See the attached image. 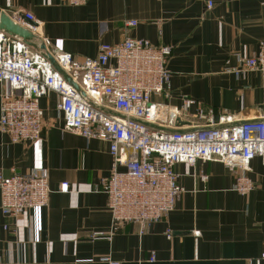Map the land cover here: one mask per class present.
I'll return each mask as SVG.
<instances>
[{
	"label": "crops",
	"instance_id": "obj_1",
	"mask_svg": "<svg viewBox=\"0 0 264 264\" xmlns=\"http://www.w3.org/2000/svg\"><path fill=\"white\" fill-rule=\"evenodd\" d=\"M207 1L86 0L72 6L60 0H0V9L32 14L48 40L44 45L33 33L26 39L33 50L68 52L78 60L95 57L100 42L133 37L168 44L169 96L153 94L152 100L180 109L183 98L196 99L233 114L235 122L264 118V76L233 70L241 67L237 54H256L264 40V0H212L211 7ZM130 19L136 23L128 26ZM17 93L0 82V101ZM56 101L52 91L38 99L37 140L10 142L0 133L2 174L41 166L49 187L44 207L25 208L17 218L0 213V264H107L104 256L122 264H264V157L251 159L247 175L253 187L246 195L233 189L235 172L220 161L176 164L183 190L167 216L142 231L137 223L122 222L108 239L111 213L98 181L111 171L107 143L63 130ZM192 119H182L177 129L193 128ZM61 182H67L66 192L58 190ZM92 231L103 234L91 238Z\"/></svg>",
	"mask_w": 264,
	"mask_h": 264
},
{
	"label": "built area",
	"instance_id": "obj_2",
	"mask_svg": "<svg viewBox=\"0 0 264 264\" xmlns=\"http://www.w3.org/2000/svg\"><path fill=\"white\" fill-rule=\"evenodd\" d=\"M85 1L60 0L72 6ZM206 3L207 7L213 4L212 0ZM6 15L30 34H38L44 45L48 43L29 11L17 8ZM135 23L126 22L128 26ZM170 51L168 44L156 46L147 38L130 37L114 44L100 42L95 57L78 60L68 52L33 50L26 39L0 29V82L18 91L0 101V133L10 142L37 140L42 125L38 99L52 91L63 130L106 141L111 171L98 181L111 213L108 239L122 222L137 223L142 231L167 216L183 190L177 183L176 164L220 161L235 172L233 189L246 195L253 187L247 175L251 159L264 157V118L235 122L233 114L204 107L196 99L183 98L180 109L152 100L153 94L169 96L166 61ZM236 60L241 67L233 69L235 73L259 70L264 76V40L256 54H237ZM187 117L193 118L194 127L177 129ZM200 177L208 179L206 173ZM67 187V182H61L58 190L66 192ZM48 193L44 167L22 173L11 168L6 176L0 171L4 216L17 218L25 208L44 207ZM102 234L92 231L89 235ZM166 236H171L170 229ZM261 255L264 259V252ZM148 259H156L153 250ZM101 260L122 264L109 256Z\"/></svg>",
	"mask_w": 264,
	"mask_h": 264
},
{
	"label": "water",
	"instance_id": "obj_3",
	"mask_svg": "<svg viewBox=\"0 0 264 264\" xmlns=\"http://www.w3.org/2000/svg\"><path fill=\"white\" fill-rule=\"evenodd\" d=\"M0 29H4L5 31H7L11 34L16 35V36H20L24 39H29L32 37V34H30L23 27H21L18 24L16 25V24L12 23L5 12L0 13Z\"/></svg>",
	"mask_w": 264,
	"mask_h": 264
}]
</instances>
